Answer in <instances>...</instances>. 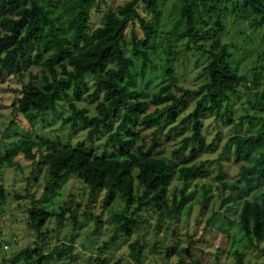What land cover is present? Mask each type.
<instances>
[{
	"label": "rangeland",
	"instance_id": "1",
	"mask_svg": "<svg viewBox=\"0 0 264 264\" xmlns=\"http://www.w3.org/2000/svg\"><path fill=\"white\" fill-rule=\"evenodd\" d=\"M61 1H52L56 10ZM126 1L106 0L100 8L94 7L93 28L100 24L107 11L116 9ZM183 4V0H159L160 14L157 16L140 6L144 16L156 27L145 76L142 75V59L133 54V31L137 39H141L144 38V30L140 24L127 27L123 47L136 66L132 69L135 79L131 81L125 78L124 83L143 100H149L163 89H174L168 73L170 68L178 84L198 91L204 90L202 87L207 80L204 67L210 60L208 49L211 43L196 44L182 35L186 30V19L181 16ZM215 4L218 5L217 12L210 15L201 6L200 32L208 27L218 28L217 20L221 21L224 29L220 38L229 45L233 54L230 60L233 69L244 80L236 91L221 97L220 108L207 103V107H213L202 115L205 149L196 144L193 152L192 141H189L179 153L184 139L192 135L190 122L170 137H162L159 156L175 167L172 187L182 186V182L177 180L179 166H204L203 175L194 179L187 188L190 196L187 206L191 207L185 209V213L173 222L169 230L166 229L165 219L158 227V208L151 205L141 212L144 218L142 226L135 228L132 235L123 233L122 237L117 236L119 239L115 243H110L115 226L110 222L108 212L120 209L123 204L120 197L107 212L102 206L104 195L96 202L91 201L76 176L68 179L54 192L50 190L47 193L49 173L46 167L40 170L37 166L26 165L22 154L15 157L23 162L21 168L12 167L8 161V154L19 148L24 141L39 138L60 147L84 144L95 154L119 156V148L110 137L118 128L121 121L119 116L115 117L111 128L102 127L92 136L89 135L90 129L83 124L74 128L71 122H65L72 114V102L80 108H86L89 115L97 113V105L103 99V93H95L94 74L87 75L89 89L81 99H76L71 90L69 96L58 101L54 110L35 113L32 121L24 115H17L14 104L30 80L42 84L41 64L31 63L23 66L21 71L15 70L12 74L0 76V185L5 194L0 206V264H26L25 260L16 258L15 254L35 248L37 241L43 245L45 254L54 251L49 257L54 264H185L181 263L180 256L167 255L166 248L169 245H191L193 256L200 264H239V259L242 264H264V240L245 235L239 224V212L244 199L264 200V174L259 182L248 188L242 182L244 199H238L229 186L240 179L243 164H255L257 159L238 160L234 145L225 150L231 136L255 134L264 124V100L258 99V94L264 91V25H257L262 14L251 6L241 11L243 0H217ZM195 105L194 100L179 119L191 112ZM123 137H126L125 133ZM263 151L264 144L254 153L259 155ZM143 192L136 181L137 195L142 196ZM35 205L57 211L62 207L65 209L64 219L58 216L49 219L43 229L44 240L38 239V233L29 225L30 211ZM99 217L103 218V222L98 223ZM223 230L229 234V237L226 234V248L220 247V234ZM135 242L144 245L139 262L131 253V244ZM63 245L65 248L59 256L57 252ZM104 247L105 250H101ZM238 253L243 257H238Z\"/></svg>",
	"mask_w": 264,
	"mask_h": 264
},
{
	"label": "trees",
	"instance_id": "2",
	"mask_svg": "<svg viewBox=\"0 0 264 264\" xmlns=\"http://www.w3.org/2000/svg\"><path fill=\"white\" fill-rule=\"evenodd\" d=\"M52 1L0 0V76L12 74L15 70L21 71L23 66L31 63L41 64L43 82L36 84L30 80L24 85L14 104L17 115H24L32 121L35 113L54 110L58 101L69 96L71 90L76 99H81L89 89L87 75L94 74L95 93H103V99L97 105V113L89 115L86 108H80L72 102V114L65 122H71L74 128L83 124L90 129L89 135L92 136L102 127L111 128L115 117L119 116L121 121L110 137L117 144L120 154L107 157L95 154L84 144L60 147L44 138L28 139L8 154L10 165L21 168L23 162L15 157L22 154L26 165L37 166L40 170L46 167L49 173L47 193L50 190L54 192L68 179L76 176L84 185L83 192L89 194L91 201L96 202L104 195L102 206L107 212L120 197L123 202L120 209L108 212L110 222L115 226L110 243H115L123 233L132 235L135 228L142 226L144 218L141 212L151 205L158 208V227L165 219L166 229L169 230L173 222L185 213V209L189 210L191 207L187 206L190 199L187 188L194 179L203 175L204 166H179L177 180L182 182V186L172 187L175 167L159 156L162 137H170L190 122L192 135L184 139L179 153L189 141H192L193 152L196 144L205 149L202 115L213 106L220 108L221 97L230 91H236L244 80L233 69L230 61L233 54L229 45L220 38L224 29L221 21L217 20L218 28L208 27L200 32L201 6L210 15L217 12V0H183L181 10L182 18L186 19V30L182 35L196 44L211 43L208 49L210 60L204 67L207 76L202 87L204 90L198 91L178 84L174 71L170 68L168 73L174 89H163L149 100L141 99L135 90L124 83L125 78L131 81L135 79L132 69L136 63L126 55L123 40L130 24H140L144 30V38L137 39L133 31V54L142 59V75L145 76L156 27L144 16L140 6L157 16L160 14L159 0H127L116 9L107 11L100 24L94 28L92 9L96 6L100 8L106 0H62L57 10ZM248 6L262 14L257 21V25L262 27L264 0H243L241 11H245ZM258 99L264 100V91L258 94ZM194 100L196 105L192 111L179 119ZM208 102L213 106L207 107ZM263 144L264 124L255 134H237L227 141L225 150L234 145L238 160H252L253 157L257 159L255 164H243L240 179L229 186L238 199H244L242 182L248 188L259 182L264 174V151L259 155L254 153ZM136 181L144 190L142 196L136 193ZM4 197V189L0 185V206ZM133 205H136L134 209ZM64 215L63 207L57 211L35 205L30 211L29 225L38 233V239L44 240L43 229L49 219L54 216L64 219ZM239 218L245 235L264 240V200L244 199ZM100 222H103L102 217H99L98 223ZM223 231L220 234V247L226 248L229 234L227 230ZM190 246L169 245L166 252L168 256H180L181 263L200 264L194 258ZM64 248L65 245L59 247V256ZM131 248L132 256L139 262L144 245L135 242L131 244ZM101 250H105V247ZM53 254L54 251L45 254L43 245L37 241L35 248L21 250L15 256L25 260L26 264H54L49 259ZM238 257L243 256L238 253ZM238 262L242 264L241 259Z\"/></svg>",
	"mask_w": 264,
	"mask_h": 264
},
{
	"label": "built area",
	"instance_id": "3",
	"mask_svg": "<svg viewBox=\"0 0 264 264\" xmlns=\"http://www.w3.org/2000/svg\"><path fill=\"white\" fill-rule=\"evenodd\" d=\"M6 248H8V246L5 245Z\"/></svg>",
	"mask_w": 264,
	"mask_h": 264
},
{
	"label": "water",
	"instance_id": "4",
	"mask_svg": "<svg viewBox=\"0 0 264 264\" xmlns=\"http://www.w3.org/2000/svg\"><path fill=\"white\" fill-rule=\"evenodd\" d=\"M259 8H261V9H262V7H259Z\"/></svg>",
	"mask_w": 264,
	"mask_h": 264
}]
</instances>
